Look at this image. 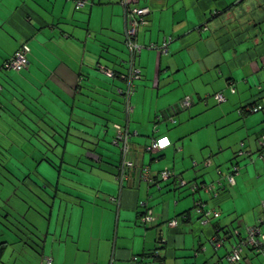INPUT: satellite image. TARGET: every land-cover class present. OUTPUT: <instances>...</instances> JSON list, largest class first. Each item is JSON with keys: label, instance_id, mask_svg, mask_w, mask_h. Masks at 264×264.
I'll return each instance as SVG.
<instances>
[{"label": "crops", "instance_id": "0c3cea01", "mask_svg": "<svg viewBox=\"0 0 264 264\" xmlns=\"http://www.w3.org/2000/svg\"><path fill=\"white\" fill-rule=\"evenodd\" d=\"M140 4L151 10L136 41L171 40L164 53L140 51L141 78L130 85L120 0L78 10L74 0H0V264L44 255L53 264H226L233 238L215 249L214 231L239 225L243 236L264 218V111H245L264 104V0ZM22 44L27 67L4 69ZM185 97L193 103L171 121L167 110ZM116 125L128 134L126 154ZM161 137L167 147L147 149ZM125 157L136 167L120 182ZM145 165L154 183L139 176ZM165 168L175 178L162 180ZM193 183L204 187L192 192ZM20 196L27 205H14ZM146 208L154 221L144 224ZM252 252L245 246L240 264H259Z\"/></svg>", "mask_w": 264, "mask_h": 264}, {"label": "built area", "instance_id": "2783aa9c", "mask_svg": "<svg viewBox=\"0 0 264 264\" xmlns=\"http://www.w3.org/2000/svg\"><path fill=\"white\" fill-rule=\"evenodd\" d=\"M86 3V0H74V6L75 9L81 8ZM121 5L124 9V21H125V27H124V44L127 47V50L129 52V57L131 59L130 66H129V73L126 76H123L127 81H129V84L132 85L133 81L138 80L141 78V69L136 67L133 64V60L139 55L140 51L146 47L149 49H157L161 53H164L167 51V44L171 40V38H166L163 41V45L159 46L157 44L151 43L149 46H144L136 41L137 37V31L139 27L143 25H148L149 20L148 15L150 14L151 8H149L147 5H141L140 0H120ZM30 49L27 47L26 44H22L18 51L14 53L5 63L3 64L4 69H12L15 71H21V69H24L27 67L29 61L27 58V55L29 53ZM104 70L107 75L112 76L114 73L112 70L109 69H102ZM231 92H235V88L230 86ZM130 96L129 94H126V99L128 100ZM213 97L217 103H222L225 101V98L223 94L221 93H215L213 94ZM128 103V102H127ZM192 100L189 97H185L182 100L178 101V104L174 107L169 108L167 110L166 114L169 116V119L171 121L174 120L173 115H170V113H177L178 110L188 108L192 104ZM128 105V104H126ZM129 107V105H128ZM130 109V107H129ZM128 109V110H129ZM245 111H264V104H253L250 106V108H246ZM241 112V110H240ZM115 129H117L116 136H115V142H122V150L123 153L126 154L127 150V133L125 130L121 129L120 126H115ZM170 144V140L166 137H161L159 139L153 140L149 146L147 147L148 150H156V149H163ZM259 145L263 148L262 153L260 154V159L264 161V137L259 140ZM240 154H246L243 150H240ZM121 170L119 172V175H117V178L121 182L123 179H127L130 177L131 172L136 167V164H134L133 161H131L128 158H123L121 163ZM159 177L164 180L168 181L170 178H175V174L171 169H163L158 173ZM229 177H227V181L233 183L232 176L228 173ZM142 180L148 182V183H154V179L151 175H149V167L145 165L144 167L140 168V175ZM185 179L183 177L178 179V185L179 186H185L186 185ZM203 185H198L197 183H193V186L191 187L192 192L198 191L200 189H203ZM206 188V187H205ZM204 188V189H205ZM194 208L197 210L199 214H202V218L199 219L200 223L202 225L207 223V219H205V215L207 214L206 211L203 209V203L200 201H197L194 205ZM145 214L141 216L140 221L141 223L147 224L149 222L154 221L153 211L151 209L146 208ZM216 215L217 213L214 212ZM168 226L176 227L180 222L178 217L171 218V220H168ZM262 227H264V218L258 219V223H256L254 226H245L244 231L245 234L243 236L240 235V231H237L235 229L225 233L224 235L218 234L217 231H214L215 233L211 236L210 242L213 245L215 249H219L221 246H223V241L228 236L230 238H233V242L231 243L230 250L224 255L225 256V263L226 264H240L242 261V251L245 246L249 247L253 252L263 254L264 256V232L262 230ZM161 241H164V238H161ZM39 264H53L52 259L49 256H42L41 261ZM89 264H95L93 262H89ZM109 264H114V260H110ZM264 264V261H263Z\"/></svg>", "mask_w": 264, "mask_h": 264}, {"label": "rangeland", "instance_id": "374dc122", "mask_svg": "<svg viewBox=\"0 0 264 264\" xmlns=\"http://www.w3.org/2000/svg\"><path fill=\"white\" fill-rule=\"evenodd\" d=\"M1 139V138H0ZM52 147V146H51ZM4 149H5V147H3ZM53 149V148H52ZM52 149H48V156L50 155V152H52ZM54 151H56V149H53ZM7 151V150H6ZM6 151H5V153H3L4 154V156H7L8 157V154L6 153ZM58 152L60 153V152H62V150H61V148H60V150L58 149ZM17 155H19L18 156V161H22V160H25V157H24V153L23 152H20V153H17ZM65 155H66V157H68L69 155H68V152H67V149L65 150ZM51 156V155H50ZM1 157H3V156H1ZM67 159V158H66ZM55 163H56V166L55 167H57V168H60V165L62 164L61 162H60V160H55ZM63 166H65L66 167V165L63 163L62 164ZM50 167H52L51 165H49ZM55 167H53L54 168V170H56L57 171V169L55 168ZM17 170H18V172L19 173H21L22 171L24 172L25 170L24 169H20V167H17ZM4 176H6V173L5 172H2V177H4ZM30 202V201H29ZM16 204H19V205H27V204H25V199H24V197H22V196H20V200H18V199H15L14 200V205H16ZM23 208V207H22ZM28 219V218H27ZM28 221V220H27ZM26 221V222H27ZM234 225H237V222H235L234 223ZM238 226V227H237ZM237 226H234V229L235 230H237V231H240L241 232V230L243 229V227H241V226H239V225H237ZM29 238V236H27V235H25L24 234V236H23V239L26 241L27 239ZM226 246H227V244H226ZM248 250V249H247ZM252 255H253V257L256 259H258V262H259V264H263V261H264V256H263V254H260V253H255V252H252Z\"/></svg>", "mask_w": 264, "mask_h": 264}, {"label": "trees", "instance_id": "16d2710c", "mask_svg": "<svg viewBox=\"0 0 264 264\" xmlns=\"http://www.w3.org/2000/svg\"><path fill=\"white\" fill-rule=\"evenodd\" d=\"M86 2H87V0H86ZM86 4V3H85ZM84 4V5H85ZM78 10V9H77ZM155 44V43H154ZM125 45V44H124ZM149 46V45H148ZM127 48V47H126ZM149 49V48H148ZM128 51V50H127ZM14 55V54H13ZM128 55H129V52H128ZM127 75V73L126 74H124V76H126ZM217 231V230H216Z\"/></svg>", "mask_w": 264, "mask_h": 264}, {"label": "water", "instance_id": "95a60500", "mask_svg": "<svg viewBox=\"0 0 264 264\" xmlns=\"http://www.w3.org/2000/svg\"><path fill=\"white\" fill-rule=\"evenodd\" d=\"M160 235V234H159ZM162 238V236L160 235V239Z\"/></svg>", "mask_w": 264, "mask_h": 264}]
</instances>
